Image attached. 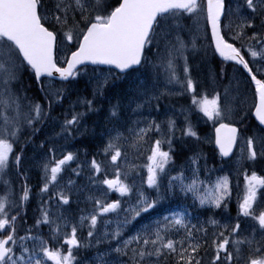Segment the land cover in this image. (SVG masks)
<instances>
[{"label":"snow or ice","instance_id":"6c2138e0","mask_svg":"<svg viewBox=\"0 0 264 264\" xmlns=\"http://www.w3.org/2000/svg\"><path fill=\"white\" fill-rule=\"evenodd\" d=\"M188 20L191 25L183 23ZM185 31L191 36L189 42L180 35ZM201 32L223 61H233L247 72L249 84L255 85L251 105L254 112L241 114L239 85L234 88L231 81L223 91L216 90L211 96L198 91L200 84L192 76L187 53L189 44L192 51H198ZM149 53L154 59H149ZM90 65L109 66L103 78L96 81L94 97L103 94L110 78L138 74L124 93L128 106L135 105L134 112L153 101L159 110L158 102L166 94H190L192 106L215 126V144L222 158L230 156L240 136V128L232 122L234 117L243 125L254 115L259 131L243 138L247 158L257 159V145L259 155L264 156V0H0V181L6 189L0 196V264H85L78 253L82 248L93 247L96 255L89 264H161L170 258L175 264H202L201 250L208 247L209 237L205 224L214 228L210 264H264V191H261L264 175L255 171L250 175L244 173V195L234 223L221 225L210 216L199 226L193 224L192 211L197 208H227L230 181L227 176L214 182L201 179L199 154L189 157L190 175L185 174L184 168L176 175L169 174L173 120L167 121L168 135L162 134L146 149L150 153L143 166L147 175L146 179L141 176L139 185L135 179L128 183L129 171L121 167L120 161L127 156L125 145L139 151L147 143L149 133H161V124L151 120L145 127L129 128V136L116 125L108 131L109 138L102 149L104 159L98 161L93 155L89 162L94 173L90 181L106 186L99 189L101 196L89 197L91 211L82 214L78 222L70 223L63 215L50 219L49 211L40 209L41 218L36 220L35 227L48 225L49 240L58 246H50L43 236L32 235V228L19 235L17 221L23 220L20 205L10 199L14 192L3 176L12 169L17 174L24 171L22 137L24 144L30 143L41 131L37 125L49 118L56 120L50 114L56 105L63 103L65 89L56 87L54 81L70 84L82 73L88 75ZM161 70L166 83L178 86V91H157ZM25 74L39 84L46 108L40 99L27 95ZM224 74L221 68L218 74H211V79L215 81L218 75L223 79ZM98 75L92 69L90 79ZM78 103L88 111L96 110L94 100L85 98ZM121 107L118 102L110 110V117L117 124ZM85 114L76 111V104L71 105V111L62 114L64 119L57 136L68 138L73 131L85 135L88 129H82L81 125ZM135 123L138 125L139 121ZM184 135L199 139L190 125ZM46 143L42 141L39 147L44 149ZM163 144L168 145L167 151L163 150ZM56 152L54 143L47 147L49 158L42 165L41 193L49 192L60 173L77 160L72 151L61 149L59 158ZM82 168L83 164H77L72 171L79 176ZM204 171H210L206 164ZM68 184L74 182L69 180ZM29 191L25 184L19 197L21 203L29 199ZM109 191L119 193L120 198L109 202ZM55 195L59 197L58 203L69 204V196L63 191ZM177 195L191 199L192 211L189 207L175 210L171 206L170 198ZM166 204L169 206L165 207ZM110 215L115 219L109 218ZM241 217L253 222L247 226L251 229L250 236L242 235L246 229ZM85 228L87 236L82 240L79 234ZM257 232L260 240L256 239ZM27 241L33 242L32 247ZM101 245L105 246L103 250ZM244 246L248 249L246 255Z\"/></svg>","mask_w":264,"mask_h":264},{"label":"rangeland","instance_id":"374dc122","mask_svg":"<svg viewBox=\"0 0 264 264\" xmlns=\"http://www.w3.org/2000/svg\"><path fill=\"white\" fill-rule=\"evenodd\" d=\"M235 7V4H233ZM191 24L192 21L188 20ZM183 23L189 25L186 21ZM182 38L189 42L191 40V36L185 31L181 32L180 34ZM174 42V40H173ZM163 49V45L161 46ZM198 51H192L191 45L189 44V51L187 55L189 56V65L191 66V70L197 72L193 78L201 84V78L196 79L198 75L201 73L208 72L209 69L212 72L211 67V57L210 54L207 52L209 46V42L204 38L203 33L199 34V39L197 41ZM152 52H155V49H152ZM149 59H154L152 53H149ZM182 63V61H180ZM92 69H96L97 73L99 74L96 78H91L92 76ZM143 71V70H141ZM107 73L106 68L100 67H89V74L84 75L83 73L76 77L72 83H65L61 84V82L54 81L56 87H63L65 89L64 92V100L61 105H56L54 110L50 114L51 117H55L56 120L53 121L51 118L44 121L42 125H37V127L41 128V131L32 138V142L24 144L23 137L21 139V146L25 149V163L23 165V173L17 174L15 169H12L8 172L7 175L3 176V179L10 181V189L14 192V196L10 197V199H14L17 204L20 205V215L25 218L27 216H32L34 219L41 218V207H44L46 210L49 211L50 219L55 220L57 216L63 215V217L69 221L70 223H76L79 221V218L82 214H87L92 209V202L89 199L91 196H101L102 193L100 192V188H105L106 186L95 185L90 181V177L94 176V173L91 171L89 167V162L91 161L92 154L96 155V159L101 161L104 159L102 156V149L104 145L107 143L108 140V131L113 128L114 125L119 127L120 131L124 133L125 136H129L130 133L128 132L129 128H136V127H145L147 122L151 120H155L157 123L161 124V133L151 132L148 134L146 140L147 143H144L139 151L135 148L129 147L125 145V150L127 153L126 159L121 160V167L125 170L129 171V179L128 183H131L133 179H135L137 185L140 183L141 176L146 179L147 170L143 166L147 163L146 156L150 153L146 151L149 145L154 143L156 139L162 138V134L164 136L168 135L167 129V121L173 120L175 121V130L174 135H172V143L181 144L184 141L183 132L186 130V119L190 118L192 121L197 123H206L209 122L203 121L204 118H200L197 116L196 111L194 108L190 107L189 109L186 107V103L181 105L174 106L173 104H168V99L170 98H186V100H191L190 94L185 93L183 96L181 95H163L159 100V110L156 108V101H153L152 105L146 106L139 112H134L132 109L135 108V105L128 106V101L124 97V93L133 85L134 80L137 73H132L131 76L123 77L122 79H114L110 78L108 85L103 89V94L97 93L96 96H93L94 89L96 88V81L97 79H102L103 76ZM212 74V73H210ZM242 75V74H241ZM140 79H143L141 76ZM229 79H232V86L235 88L236 85H239V95L240 103L239 107L243 112H249L250 105V94L247 93V83L242 79L238 72H233V74L229 73ZM212 80V79H211ZM30 79L28 75L25 74L24 82L25 86L28 88L27 95L34 96L35 91L37 90L39 97H42V94L39 92L38 89H33L31 85H29ZM213 81V80H212ZM47 83V80L45 81ZM37 84V83H36ZM203 85V84H201ZM38 87L39 84H37ZM169 90L178 91V86L175 85H168L165 80V75L163 70L160 71L159 80L157 82V91L158 92H167ZM198 91L201 93L200 89ZM38 98V97H37ZM90 99L94 100V108L95 111H88L85 106L78 103L79 100L82 99ZM42 103L45 104V108L47 104L45 101L40 100ZM121 104V110L119 115V123H116V120L110 117V110L113 105L117 103ZM183 103V102H181ZM76 104V111L86 113L81 125L82 129L86 127L88 132L85 135H80L78 132L73 131L71 137L65 138L61 136H57V133L60 131L59 125L63 122V113L71 111V105ZM165 109V111H164ZM139 124L137 125V122ZM233 121H238V117H234ZM215 127V126H214ZM27 130L25 132V136L27 135ZM114 135V133H113ZM243 137V135H242ZM49 138H52L49 141ZM214 133L213 131L207 133L203 138L202 141L205 143L206 146H211L214 142ZM44 141L46 143V147L41 149L39 144ZM54 143L55 147L57 148L56 155L60 157V150L63 149L64 151H72L77 154V160L72 162L70 167H66L62 173L58 176L57 183L50 186V190L47 193H41V188L44 184V173L42 165L47 161L49 158L47 155V147L52 146ZM163 150H168V145L163 144ZM258 151V156L255 161H247V149L246 145L244 144V139L241 142V151L238 154L237 160H232L227 163H224V166L231 170L230 172L225 170L222 164L219 165H210L206 156H203L200 159V167L201 179H210L211 181H215L218 177L227 176L230 181V188H231V196L227 203V208H220V209H201L197 208L196 211H192V208L189 207L191 205V199L185 200L182 196L177 195L176 197L170 198V204L174 207L175 210H180L182 207H189V211H192V223L197 224L199 226L200 223H203L207 220L208 217H213L221 225L223 224H232L235 222L238 212H239V201L242 199L244 195V173L239 174L236 170L240 172L242 170H247L246 172L250 175L252 171H260V168L256 166L257 163L260 162V165L264 167V156L259 155V145L256 146ZM172 155V154H171ZM235 158V157H234ZM245 162L243 163V160ZM253 162V163H250ZM251 165H248V164ZM77 164H83V168L80 171V175L77 176L73 173L72 169L77 167ZM207 165V169L210 170L209 172L204 171V166ZM171 165V163H170ZM188 162H184L180 165L169 167L168 172L170 175H176L181 168L185 169V174L190 175L191 173L187 171ZM237 166V167H236ZM236 169V170H235ZM110 173L109 178H112L111 167L108 168ZM260 175V174H258ZM166 177L164 178V182H166ZM72 180L74 184L69 185L68 181ZM27 185L30 189L29 191V199L23 203L19 200V197L22 195L23 186ZM145 188L147 189V185L145 184ZM6 191L5 186L3 185L2 181H0V196L4 195ZM63 191L65 195L69 196V204L63 205L62 203H58L59 197L55 195V193ZM261 191H264L262 189ZM150 195H155L152 190H148ZM49 197H52L49 200ZM259 197V193H258ZM119 193L109 191L107 195L108 201H112L118 199ZM126 199V198H125ZM169 204H166L165 207H168ZM178 206V207H177ZM76 210V211H75ZM259 210V207L258 209ZM15 211L12 212L14 214ZM77 215H74V214ZM167 214V213H161ZM111 219H115L114 216H109ZM241 221L245 227V232L242 233L244 236L251 235V229L248 228V225H251L253 222L250 218L241 217ZM24 229L32 228V235H40L43 236L45 239L43 232H33V226L29 224V219H24L23 221ZM46 224H42L44 226ZM48 227V225H46ZM205 227L208 228V247L206 249L201 250V256L203 257L202 263L210 264L209 259L206 256H213V251L211 248V234L214 231L213 226L205 224ZM70 231V228L68 229ZM81 239L83 240L87 236L80 233ZM256 239L260 240L259 232L256 233ZM32 241H27L29 247H32ZM58 246V245H54ZM105 246L101 245V250H103ZM247 246H244L243 252L247 254ZM78 258L83 259L85 264H89L92 258L96 255L95 247L91 249H81L78 253ZM125 260L127 258H124ZM207 261V262H205ZM170 263L175 264L173 259H168L167 261H162L161 264ZM48 264H52V262H48Z\"/></svg>","mask_w":264,"mask_h":264},{"label":"trees","instance_id":"16d2710c","mask_svg":"<svg viewBox=\"0 0 264 264\" xmlns=\"http://www.w3.org/2000/svg\"><path fill=\"white\" fill-rule=\"evenodd\" d=\"M29 83V85H31L32 87H33V89H38L39 87L37 86V84L36 83H34L33 81H29L28 82ZM35 91V93H34V96L35 97H38V99H40V100H42L43 101V97H39V95H38V92H37V90H34ZM191 137V136H190ZM192 139H194V137H191ZM185 143L186 144H181V145H179V146H175V147H173V152H172V163H174V164H178L179 162H181V161H183L184 159H185V155H186V158L188 157V154L190 153V150H191V147H192V143H193V140H190V139H187L186 138V140H185ZM93 155H95V154H92V157H93ZM16 213H14L13 215H15ZM24 219H29V224L31 225V226H33L34 227V229L35 230H39V229H43V228H45L46 227V225H44V226H40L38 229L35 227V222H36V219H34V217H32V216H27V217H25V218H23V220H20V219H18V221H17V229H18V233H19V235H22V234H25V229H24V226H23V221H24ZM52 245H53V243H52ZM207 257V259H209V261L211 262V260H212V258H211V256H206ZM205 262H207V261H205ZM168 264V263H167ZM202 264H206V263H202Z\"/></svg>","mask_w":264,"mask_h":264},{"label":"water","instance_id":"95a60500","mask_svg":"<svg viewBox=\"0 0 264 264\" xmlns=\"http://www.w3.org/2000/svg\"><path fill=\"white\" fill-rule=\"evenodd\" d=\"M102 67H109V66H103V65H101Z\"/></svg>","mask_w":264,"mask_h":264}]
</instances>
